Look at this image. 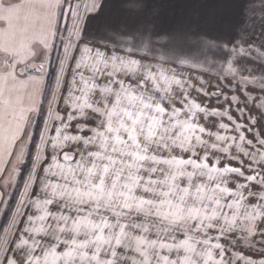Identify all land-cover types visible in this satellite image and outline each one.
<instances>
[{
  "label": "snow or ice",
  "instance_id": "1",
  "mask_svg": "<svg viewBox=\"0 0 264 264\" xmlns=\"http://www.w3.org/2000/svg\"><path fill=\"white\" fill-rule=\"evenodd\" d=\"M46 92L0 264H264V0H0V164Z\"/></svg>",
  "mask_w": 264,
  "mask_h": 264
},
{
  "label": "rangeland",
  "instance_id": "2",
  "mask_svg": "<svg viewBox=\"0 0 264 264\" xmlns=\"http://www.w3.org/2000/svg\"><path fill=\"white\" fill-rule=\"evenodd\" d=\"M186 11L188 12L189 15L195 16V15L198 14L197 10L192 9V8H189ZM169 14L170 15L172 14L171 10H169ZM61 28L62 29L64 28V22H62ZM65 35H66V33H65ZM57 43L59 44V41H57ZM164 51L165 50L162 49L159 45L150 44L147 49L143 48V50H139L137 52H142V57H143L142 58V60H143L142 62L145 63V64L152 65L154 69H155V67L157 65L163 66V68L168 70L170 74H171V72H175L177 75H183L186 78L190 77L193 83H197V77L198 76H203L206 80H210L212 83L216 82V70L214 68H210L208 71H204L203 69H200V68H190L187 65L174 64L171 61H169L167 57H165L162 60L160 57H161V55L163 54ZM192 95H193V97H196L197 94L195 92H193ZM47 99H50V95H48L46 97L45 101H44V104H45V106H44V109H45L44 116L46 115L47 107H48ZM200 99L202 100L203 98L200 97ZM37 120H38L37 116L33 118L32 126L29 127L26 130L25 134H23L22 141L20 142V140H19L17 142L16 146H15L18 149L17 152H19L21 148L24 149L25 163H26V159H27V156H28V153H29L30 140L33 137ZM54 123H55V121H52L53 125H54ZM42 128H43V126L41 127L40 131L42 130ZM50 134H52V133H50ZM29 137H31V139H29ZM35 151H36V147H35ZM34 155H35V153H34ZM25 163L22 164V165L17 164L16 163V159L14 157V161L13 162H4L3 164H0V169H2V171H0V193H6V195L3 197V199L7 200L6 204L0 202V221L2 219V216H3L4 212L6 211V207H7V204L9 202V200H10V197H11V195L14 192H16V194L18 196H17L16 202H15V205H14V207L12 209V214H11L10 220H11V218L13 216L14 210L17 207V202L20 199L21 193L23 191V183H24V181L22 182V186L20 188L18 187L19 190L16 189L17 188V182H18V179H19L20 173H21L20 169H21L22 166L25 165ZM14 166L19 169V173L18 174L17 173H13V167ZM29 170H30V168H28L27 172L25 173L26 176L23 178L24 180L27 177V174H28ZM5 181H9V185L7 187L5 186ZM22 210L23 211H27V209H22ZM6 228L9 229V235H8L9 240L15 239V237L11 235L12 227H11L10 221H9L8 225H6L4 230ZM4 230L2 231L0 240H3V238L6 235Z\"/></svg>",
  "mask_w": 264,
  "mask_h": 264
},
{
  "label": "trees",
  "instance_id": "3",
  "mask_svg": "<svg viewBox=\"0 0 264 264\" xmlns=\"http://www.w3.org/2000/svg\"><path fill=\"white\" fill-rule=\"evenodd\" d=\"M61 25H62V22L60 24V27H61ZM52 72H53V69L51 67H49V73H50V75L48 77L49 81L52 78V75H51ZM48 95H50V94H48L46 92L44 101H45V99H46V97ZM44 106H45V104L43 103L42 104V109H41V115L37 116L38 120H37V123H36V127H35V130H34L33 137L30 140V144H29V153H28L25 165L22 166L21 169H20L21 173H20V177H19L18 182H17V188L16 189H18V187L20 188L22 186V182L24 181L23 178L26 176L25 173L27 172L28 168H30L31 159H32V157H33V155L35 153V146L39 142V132H40L41 127L43 126V118H44V114H45ZM17 196L18 195L16 194V192H14L11 195L10 200H9V202L7 204V207H6V211L4 212V214L2 216V219L0 221V237H1L2 231L4 230V228L6 227V225H8V223L10 221V217H11V214H12V209H13V207L15 205Z\"/></svg>",
  "mask_w": 264,
  "mask_h": 264
},
{
  "label": "crops",
  "instance_id": "4",
  "mask_svg": "<svg viewBox=\"0 0 264 264\" xmlns=\"http://www.w3.org/2000/svg\"><path fill=\"white\" fill-rule=\"evenodd\" d=\"M141 50H143V47H141ZM133 56H134V58H143L142 57V52H135V53H133ZM143 61V60H142ZM60 107H63L62 105L60 106ZM52 123V122H51ZM55 124V123H54ZM22 137H23V135H22ZM22 137H21V139H20V142L22 141ZM18 151V149L15 147L14 149H13V155L12 156H5L4 157V162H13L14 161V157H15V153Z\"/></svg>",
  "mask_w": 264,
  "mask_h": 264
}]
</instances>
